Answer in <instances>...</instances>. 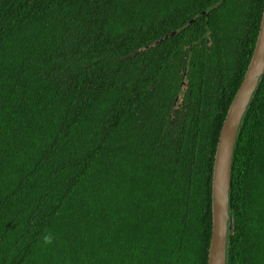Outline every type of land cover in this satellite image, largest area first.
Listing matches in <instances>:
<instances>
[{
    "label": "trees",
    "instance_id": "1",
    "mask_svg": "<svg viewBox=\"0 0 264 264\" xmlns=\"http://www.w3.org/2000/svg\"><path fill=\"white\" fill-rule=\"evenodd\" d=\"M263 4L0 0V264H206L215 149ZM228 216L227 264H264V74Z\"/></svg>",
    "mask_w": 264,
    "mask_h": 264
},
{
    "label": "water",
    "instance_id": "2",
    "mask_svg": "<svg viewBox=\"0 0 264 264\" xmlns=\"http://www.w3.org/2000/svg\"><path fill=\"white\" fill-rule=\"evenodd\" d=\"M264 74V4L251 58L221 125L211 177V237L206 264H227L233 151L243 117Z\"/></svg>",
    "mask_w": 264,
    "mask_h": 264
},
{
    "label": "clouds",
    "instance_id": "3",
    "mask_svg": "<svg viewBox=\"0 0 264 264\" xmlns=\"http://www.w3.org/2000/svg\"><path fill=\"white\" fill-rule=\"evenodd\" d=\"M54 239L55 237L53 236V234L51 232H45L43 235H42V238H41V242H42V245L43 246H49V245H52L53 242H54Z\"/></svg>",
    "mask_w": 264,
    "mask_h": 264
},
{
    "label": "flooded vegetation",
    "instance_id": "4",
    "mask_svg": "<svg viewBox=\"0 0 264 264\" xmlns=\"http://www.w3.org/2000/svg\"><path fill=\"white\" fill-rule=\"evenodd\" d=\"M182 85H183V87H184V85H185V84H184V83H182Z\"/></svg>",
    "mask_w": 264,
    "mask_h": 264
}]
</instances>
